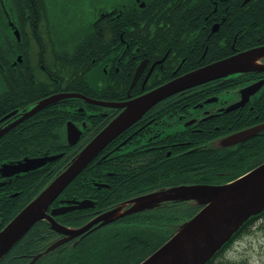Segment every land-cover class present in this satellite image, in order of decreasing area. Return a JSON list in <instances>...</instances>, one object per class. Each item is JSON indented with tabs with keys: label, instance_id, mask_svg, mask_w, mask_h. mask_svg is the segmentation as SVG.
<instances>
[{
	"label": "flooded vegetation",
	"instance_id": "flooded-vegetation-1",
	"mask_svg": "<svg viewBox=\"0 0 264 264\" xmlns=\"http://www.w3.org/2000/svg\"><path fill=\"white\" fill-rule=\"evenodd\" d=\"M7 1L12 3V0H0V23L13 35L17 28L26 41L15 48L13 45L1 48L6 61L7 51H17L11 63H0L1 80L13 73L15 87L20 92L24 90V78L27 86L36 88L42 81L52 89L60 83L59 76L68 80L70 62H61L56 51L71 52L73 42L64 44L59 38L52 39L44 23L48 20L42 23L41 31L38 29L36 0H19L20 3L31 1L34 7L21 8L20 14L6 7ZM135 5L147 8V13L139 18L143 20L141 25L133 19ZM108 22L111 29H105ZM87 34L109 45L99 52L97 61L92 57V63L80 69L84 80H79L80 83L94 84V96L80 94L97 101L123 103L189 71L264 47V0H117L108 8L96 9L94 19L78 36ZM92 50L100 48L88 44L81 48V52ZM253 63L260 70L230 73L157 102L99 152L93 159L95 166L87 168L92 160L85 167L87 170L77 184L80 190L57 197L58 204L52 203L48 212L57 206L68 207L54 219L73 229L113 208L125 212L130 207L128 202L134 198L179 186L224 184L246 172L234 175L238 169H245L248 164L259 165L264 129L243 139L234 138L235 134L264 123V53ZM167 76L171 78L165 81ZM72 107V118L66 122H72L81 130V135L70 145L65 132V141L71 149L65 158L80 150L121 110L83 99ZM9 112L0 117V126L11 121L1 120ZM210 159L217 161V168H199V164L190 162ZM15 177L0 175V200L17 195L18 192L8 193L3 188ZM75 201H85L84 206L73 208L77 205ZM200 209L192 202L179 199L157 201L153 206L121 215L111 222L99 225L98 221L71 238L44 222L52 238L23 240L40 244L22 246L20 249L24 252L20 254L10 252L14 259L8 264H54L56 258L68 255L92 236L107 239L115 236L120 243H126L136 237L131 235L134 230L143 233L153 230V244L160 246L173 234L170 226L183 217H192ZM71 212L77 213L72 215L74 220L67 223L58 220L59 215ZM3 218L0 211V226ZM139 240L142 244L150 243L145 236Z\"/></svg>",
	"mask_w": 264,
	"mask_h": 264
},
{
	"label": "water",
	"instance_id": "water-1",
	"mask_svg": "<svg viewBox=\"0 0 264 264\" xmlns=\"http://www.w3.org/2000/svg\"><path fill=\"white\" fill-rule=\"evenodd\" d=\"M14 36L20 40L17 28L14 29ZM263 53L264 47L246 50L174 77L123 103L97 101L77 92H59L45 96L22 110L15 109L5 114L1 120L11 121L0 126V138L33 114L64 99L78 98L121 109L0 229V259L38 221L46 220L52 228L71 238L82 234L98 221L101 222L99 225L105 224L121 215L153 206L157 201L179 199L194 201L201 205V209L192 217L179 222L173 234L138 264H206L250 217L264 210V161L225 184L179 186L166 192L134 198L128 202L130 207L125 212L120 213L118 208H113L73 229L60 225L54 219V216L67 211L68 207L57 206L48 211L64 188L99 152L157 102L214 78L258 69L253 61ZM140 70L141 66L136 75ZM255 85L248 86L246 91ZM65 127L68 144L72 145L79 139L81 130L70 121L66 122ZM263 129L264 123L237 133L234 138L243 139ZM61 156L62 153H43L35 157L24 156L21 159L5 161L0 163V175L6 178L19 176L37 170ZM75 202L77 205L73 208H81L85 201ZM61 242L62 240L53 244L49 249L55 248Z\"/></svg>",
	"mask_w": 264,
	"mask_h": 264
},
{
	"label": "trees",
	"instance_id": "trees-1",
	"mask_svg": "<svg viewBox=\"0 0 264 264\" xmlns=\"http://www.w3.org/2000/svg\"><path fill=\"white\" fill-rule=\"evenodd\" d=\"M35 2V0H33ZM149 1V0H147ZM12 3L9 1L6 2V7H11L12 10H16L20 14L21 8H30L33 9V5L28 1L26 3H20L19 0H12ZM35 5L38 15L36 16V21L39 24V30H42V23L47 20L46 17V1L45 0H36ZM133 19L135 22L138 21L139 25L142 24L143 20H139L141 15L147 13V8H140L135 5V9L132 10ZM10 15H13V12L9 11ZM47 23V22H44ZM96 27L93 24V28ZM137 29H141L136 26ZM47 29V28H46ZM43 27V30H46ZM105 29H111L110 22L105 25ZM23 41H26V38L20 37V41L9 31V29L2 23H0V63L8 64L14 59L16 54L14 51H7L8 60L2 56L1 48L2 47H12L15 48L18 45L22 44ZM100 38L93 37L92 34L84 35L83 37H78L74 39L72 46H74L71 52H57V57L62 62L69 61V79L65 80L64 77L59 76L60 83L52 89L50 86L43 84L42 81L33 88L31 85H25L26 79H23L24 90L18 91V88L15 87V77L14 74H8L4 77V81L1 80L2 76L0 74V81L2 82V88L0 90V117L9 111L18 109L22 110L25 107L29 106L33 102L60 91L66 92H79L86 95L94 96V84L83 85L79 80H83L81 72L84 66L91 64L92 57L97 61L100 51H104L103 47L109 45L108 42H103ZM91 45L100 50L92 51H82L81 48L85 45ZM5 45V46H3ZM26 61V60H25ZM24 61V62H25ZM26 62L24 63V65ZM13 68V67H11ZM171 76H167L166 80H169ZM84 81V80H83ZM164 82V81H163ZM4 84V86H3ZM156 87V86H154ZM151 87V88H154ZM27 89V90H26ZM80 99H64L60 100L40 111L30 116L28 119L24 120L16 127L8 131L0 139V163L21 159L24 156L35 157L43 153L49 154H60L62 153L63 157L58 158L55 161H52L45 166L30 171L28 173L20 174L19 176L13 178L10 183L5 187L9 192L15 193L18 192L16 196L10 197L6 196L5 199L0 200V211L3 218V224L0 226V229L27 203L29 202L41 189L42 187L49 182V180L59 172L68 161L79 151L75 153L72 152L68 158H65V155L68 154L71 149L70 146L65 141V122L67 119L72 118L71 112L73 110L74 103L78 102ZM263 131V130H262ZM264 132L262 133V135ZM263 145H262V158L261 162L264 161V136ZM74 153V154H73ZM193 165L199 164L201 167H210L217 166L216 160H198L197 163L194 160L190 161ZM260 162V163H261ZM259 163V164H260ZM258 165V164H257ZM257 165H247L245 169L236 171L234 175L239 173H244L249 171ZM95 166L94 160L87 166ZM242 167V166H241ZM85 168L58 196L63 197L68 196L72 191L78 192L80 190L77 184L80 182L81 177L84 175ZM217 168V167H216ZM232 168V166L230 167ZM245 172V173H246ZM241 176V175H240ZM239 177V176H238ZM237 178V177H236ZM235 179V178H234ZM233 179V180H234ZM232 181V180H231ZM180 201H189L193 205L201 207L190 200H180ZM58 204V198L55 199L52 205ZM77 214L75 212L66 213L58 216V220L67 223L72 218V215ZM183 215H186L183 213ZM260 218H264V210L259 214L250 217L241 228L232 236V238L224 244V246L215 253V255L206 263V264H232L226 260L221 259L224 252L231 246V244L239 238L243 233H246L254 222ZM188 219L183 217L179 222ZM47 221L37 222L23 237L17 242L10 251L0 259V264H8L10 260L14 259L11 254H20L24 252L20 248L24 245L30 246H39L40 242L35 243H25L26 239L30 238H44L50 239L52 235L48 232V226L44 223ZM170 226V228L175 229L176 225L179 223ZM131 235H135L134 240H130L126 243H120L115 239V236H110L107 238H102L100 236H92L90 239H86L74 247L68 253L61 258H56L54 264H138L141 260L151 254L159 246L153 244V239L155 237V232L153 230H146L145 233L138 232L134 230ZM148 237L150 243L142 244L139 240L143 237ZM19 244V245H18ZM11 252V254H10ZM16 262V260H15Z\"/></svg>",
	"mask_w": 264,
	"mask_h": 264
},
{
	"label": "rangeland",
	"instance_id": "rangeland-1",
	"mask_svg": "<svg viewBox=\"0 0 264 264\" xmlns=\"http://www.w3.org/2000/svg\"><path fill=\"white\" fill-rule=\"evenodd\" d=\"M52 39L70 43L78 38L94 19L97 8H108L117 0H45ZM217 143V142H216ZM232 264H264V218L249 227L224 252L221 259Z\"/></svg>",
	"mask_w": 264,
	"mask_h": 264
},
{
	"label": "bare ground",
	"instance_id": "bare-ground-1",
	"mask_svg": "<svg viewBox=\"0 0 264 264\" xmlns=\"http://www.w3.org/2000/svg\"><path fill=\"white\" fill-rule=\"evenodd\" d=\"M151 89H152V88H151ZM170 189H172V188H170ZM32 227H33V226H32ZM9 251H10V250H9ZM9 251H8V252H9ZM8 252H7V253H8ZM7 253H6V254H7ZM6 254H5V255H6Z\"/></svg>",
	"mask_w": 264,
	"mask_h": 264
}]
</instances>
